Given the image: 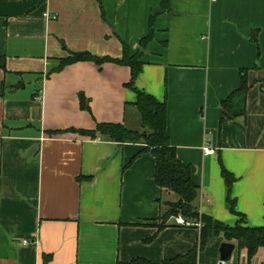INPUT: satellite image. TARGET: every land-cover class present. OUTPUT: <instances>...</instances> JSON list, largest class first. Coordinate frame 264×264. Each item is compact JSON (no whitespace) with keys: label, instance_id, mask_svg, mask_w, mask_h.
Listing matches in <instances>:
<instances>
[{"label":"crops","instance_id":"0c3cea01","mask_svg":"<svg viewBox=\"0 0 264 264\" xmlns=\"http://www.w3.org/2000/svg\"><path fill=\"white\" fill-rule=\"evenodd\" d=\"M151 17L134 85L165 102L166 132L198 187V213L239 222L219 157L235 180V211L247 227L264 226V0H0V264H158L198 243L199 228L170 219L159 229L162 207L177 197L155 186L143 144L66 132L97 123L139 130L129 69L82 62L47 77L68 52L120 59L124 43L136 53ZM241 70L250 85L245 115L219 127L220 102L239 87ZM205 145L215 154L204 155ZM224 242L212 239L211 250ZM204 250L197 264H209ZM209 259L219 264V249ZM263 261L260 248L250 264ZM228 264H247L246 252L235 248Z\"/></svg>","mask_w":264,"mask_h":264},{"label":"trees","instance_id":"16d2710c","mask_svg":"<svg viewBox=\"0 0 264 264\" xmlns=\"http://www.w3.org/2000/svg\"><path fill=\"white\" fill-rule=\"evenodd\" d=\"M152 17L149 20L147 35L139 42V49L132 54L128 46L121 43L122 55L120 59L108 57L99 58L90 53L68 52L67 58L58 60L56 68H52L47 77L55 72L61 71L66 66L91 62L98 67L105 63L124 66L129 69L130 78L125 87L133 91L136 100L133 106L136 108L139 120V130H131L122 124L97 123L93 131L69 129L66 132L75 133L82 137L95 139L99 137L103 141L117 144H143L145 147L141 153H149L155 161L153 181L160 190L172 193L177 197L175 202H168L163 206V213L160 217V228L169 225L170 219L181 216L186 222L200 223L198 243L184 256L162 261L158 264H197V255L204 250L207 243L218 237L225 242L235 245L237 251L246 252L247 264L257 254L260 248H264V226L250 228L245 225L244 218L235 211V202L230 199V189L235 181L220 164L221 177L227 192V205L229 212L239 216V222L234 227H229L212 218L198 213L195 202L198 195V187L191 180L190 167L183 165L176 156V150L170 145L166 132V104L157 101L152 96L138 91L135 88V81L141 73L143 66L142 56L148 43L153 38ZM250 40L256 45V32L250 36ZM0 68H4V61L0 59ZM248 70L239 72V87L233 91L225 100L220 102L221 119L219 127L227 121L244 117L247 93L250 85L247 79ZM80 109L90 113L88 100L81 94L78 97ZM60 131L48 132L49 136H57ZM140 154V153H139ZM138 154V155H139ZM137 157V156H136ZM134 157V158H136ZM46 258H44V264ZM127 264H152L143 259L132 260ZM264 264V261L261 263Z\"/></svg>","mask_w":264,"mask_h":264},{"label":"built area","instance_id":"2783aa9c","mask_svg":"<svg viewBox=\"0 0 264 264\" xmlns=\"http://www.w3.org/2000/svg\"><path fill=\"white\" fill-rule=\"evenodd\" d=\"M211 2H214L215 0H210ZM44 19L46 20H56V14H49L46 13L43 15ZM202 151L204 153V155L206 156H210V155H214L215 154V149L213 147H211L210 145H205L202 148ZM174 220V223L176 225L182 226V227H196V228H201V224L200 223H191V222H186L181 216H177L172 218ZM29 242L28 241H23L22 245L26 246L28 245Z\"/></svg>","mask_w":264,"mask_h":264},{"label":"water","instance_id":"95a60500","mask_svg":"<svg viewBox=\"0 0 264 264\" xmlns=\"http://www.w3.org/2000/svg\"><path fill=\"white\" fill-rule=\"evenodd\" d=\"M235 250V245L224 242L219 248V264H227L230 262L232 254Z\"/></svg>","mask_w":264,"mask_h":264},{"label":"rangeland","instance_id":"374dc122","mask_svg":"<svg viewBox=\"0 0 264 264\" xmlns=\"http://www.w3.org/2000/svg\"><path fill=\"white\" fill-rule=\"evenodd\" d=\"M219 238V237H218ZM222 238V237H221ZM214 239H217V238H214ZM212 241V240H211ZM211 241H209L208 243H207V245L205 246V250L204 251H207V250H209V254L207 255V257L206 258H208V261L207 262H209V264H211V259H209V257H212V255L214 254L215 256L217 255V252H218V249H219V247H220V243L219 244H217L216 245V247H215V250L213 251V250H211V245H210V243H211ZM204 253V252H203ZM214 264H218V262H216V263H214ZM228 264V263H227Z\"/></svg>","mask_w":264,"mask_h":264}]
</instances>
